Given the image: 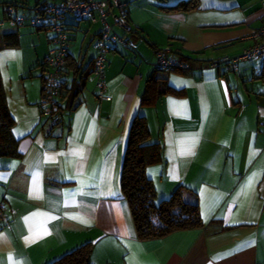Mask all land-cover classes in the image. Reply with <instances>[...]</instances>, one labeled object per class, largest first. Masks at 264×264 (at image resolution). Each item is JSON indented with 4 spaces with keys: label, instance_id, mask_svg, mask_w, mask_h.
<instances>
[{
    "label": "crops",
    "instance_id": "crops-1",
    "mask_svg": "<svg viewBox=\"0 0 264 264\" xmlns=\"http://www.w3.org/2000/svg\"><path fill=\"white\" fill-rule=\"evenodd\" d=\"M53 1L24 0L6 17L0 0V107L18 152L0 156V264H50L87 243V264H264V64L209 66L255 43L263 0H196L187 10L169 9L185 0H124L131 30L115 31L133 46L118 42L107 55L110 100L91 75L101 25L64 16L68 54L51 123L38 106L50 32L25 20ZM165 47L189 69L158 70L155 51ZM150 75L165 92L141 105ZM138 113L160 145L146 166L155 201L185 186L201 226L138 238L120 193Z\"/></svg>",
    "mask_w": 264,
    "mask_h": 264
},
{
    "label": "built area",
    "instance_id": "built-area-1",
    "mask_svg": "<svg viewBox=\"0 0 264 264\" xmlns=\"http://www.w3.org/2000/svg\"><path fill=\"white\" fill-rule=\"evenodd\" d=\"M24 0H6L4 13L10 17L14 5ZM263 13L262 25L254 32L255 43L242 50L241 53L231 57H223L212 61L209 66L217 68L220 65L230 70H236L239 61L257 59L264 64V0L261 2ZM70 15L76 21H86L91 24L99 23L101 29L97 34L93 48L95 55L91 75L95 79L97 96L104 100H110L104 95L106 90L105 68L107 55L114 49L118 42L132 47L133 44L125 36L119 35L115 28L123 33L131 30L128 6L124 0H58L53 2H39L35 6L34 14L26 18L30 25L50 32L49 47L43 63L44 84L43 92L39 100V109L43 116L54 123L58 117L57 94L62 88L64 68L68 54V38L63 18ZM25 18L19 17L21 23ZM5 20L0 18V25ZM155 67L160 71L187 70L188 63L179 59L170 48H158L155 51ZM6 205L0 200V222L5 220Z\"/></svg>",
    "mask_w": 264,
    "mask_h": 264
},
{
    "label": "trees",
    "instance_id": "trees-1",
    "mask_svg": "<svg viewBox=\"0 0 264 264\" xmlns=\"http://www.w3.org/2000/svg\"><path fill=\"white\" fill-rule=\"evenodd\" d=\"M195 6L196 0H185L169 9L187 10ZM82 88L83 82L80 80L73 98ZM164 92L165 88L161 86L160 80L150 75L141 95L140 104H150L155 97ZM11 124L12 119L8 112L4 107H0V156H18L16 141L10 133ZM158 160H160V145L157 142H149L146 119L138 113L131 122L123 154L120 193L128 204L140 239L161 237L175 230L197 228L202 224L197 196L193 193L192 197L188 198L183 185L167 198L159 202L155 201V191L151 179L146 174V166ZM89 252L90 244L87 243L50 264H87Z\"/></svg>",
    "mask_w": 264,
    "mask_h": 264
}]
</instances>
